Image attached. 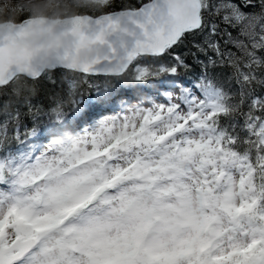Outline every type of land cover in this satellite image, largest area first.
<instances>
[{
    "label": "snow or ice",
    "instance_id": "1",
    "mask_svg": "<svg viewBox=\"0 0 264 264\" xmlns=\"http://www.w3.org/2000/svg\"><path fill=\"white\" fill-rule=\"evenodd\" d=\"M0 264H264V0H0Z\"/></svg>",
    "mask_w": 264,
    "mask_h": 264
},
{
    "label": "water",
    "instance_id": "2",
    "mask_svg": "<svg viewBox=\"0 0 264 264\" xmlns=\"http://www.w3.org/2000/svg\"><path fill=\"white\" fill-rule=\"evenodd\" d=\"M36 39H38V34H37V37H35Z\"/></svg>",
    "mask_w": 264,
    "mask_h": 264
}]
</instances>
